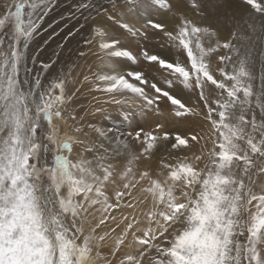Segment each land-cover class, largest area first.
Instances as JSON below:
<instances>
[{"label": "snow or ice", "instance_id": "1", "mask_svg": "<svg viewBox=\"0 0 264 264\" xmlns=\"http://www.w3.org/2000/svg\"><path fill=\"white\" fill-rule=\"evenodd\" d=\"M242 3L244 16L223 11L225 0H115L112 12L100 6L126 34L153 30L180 54L172 61L142 52L167 73V88L141 71L112 66L113 58L135 63L137 56L105 23L94 20L85 40L99 62L89 69L95 91L112 103H127L131 96L142 110L158 113L164 100L173 118L201 116L207 122L211 148L205 143L191 157L175 153L200 144L204 134H173L163 123L128 134L140 145L138 153L121 152L119 144L98 148L67 134L60 139L54 119H64L72 99L68 80L57 75L47 84L39 76L30 81L26 67V50L51 0L0 3V264H144L146 258L149 264H264V80L259 90L254 84L255 57L264 56V0ZM117 7L123 17L115 14ZM78 8L93 6L80 0ZM153 12L169 16L173 26ZM131 16L142 23H128ZM177 86L198 93L203 107L185 104L172 91ZM161 142L170 145L168 159L175 162L137 171L135 162L150 158ZM74 145L82 149L75 156ZM122 156L127 163L120 170L112 160ZM123 208L132 215L122 216L123 231L105 256L101 249L110 232L97 229ZM89 214L99 220L85 228ZM123 245L131 250L118 255Z\"/></svg>", "mask_w": 264, "mask_h": 264}, {"label": "bare ground", "instance_id": "2", "mask_svg": "<svg viewBox=\"0 0 264 264\" xmlns=\"http://www.w3.org/2000/svg\"><path fill=\"white\" fill-rule=\"evenodd\" d=\"M51 0L54 7L49 8L47 16L41 21V27L37 34L34 35L33 40L30 42L29 48L26 50V67L30 69L27 73V78L31 81L34 77L39 76L42 83L47 84L49 80L54 79L57 75H65L68 83L66 85V93L72 96L70 101L66 102L63 109L64 119L62 122L66 124V133L73 137L78 136L81 140L91 141L99 148L101 145L103 148H115L120 145L121 152L138 153L140 145L135 141V146L131 148L132 151L124 149L123 143L119 138L123 136L122 132L126 134L134 133L139 128H143L145 131H149L155 128V122L151 121V116L154 117L153 110H142L140 105L141 101L131 96L127 97V103H121L119 105L110 101L106 94L95 91L94 83L92 81L89 69L95 71V65L99 62L96 58L95 49L85 44L86 39L91 38L90 26L94 20L101 21L109 26L110 33L116 36L122 45L127 47L130 51L137 56L135 63L126 59L113 58L112 66L116 67L120 71L138 70L144 73L145 77L151 82L155 81L160 86L167 88L165 84V78L167 73L163 72L158 64L147 62L142 55L144 50H147L150 54L157 53L162 57L175 61L182 59L180 54L173 48L168 47L164 43L162 34L155 33L151 30L148 31L146 36L132 37L124 32L120 28L119 24L108 20L107 15L103 14V8H107L109 12H112V5L115 0H86V2L92 4L91 10H85L78 8L80 0ZM3 0H0L2 3ZM122 3V0H121ZM103 6L101 8L100 6ZM96 9L101 12L100 16L96 15ZM247 8L242 3V0H225L223 11L234 13L237 16H244L247 13ZM91 12V18H89ZM115 14L123 17L124 11L119 7L115 9ZM155 16V12L152 13L153 18L163 20L169 25L173 26V21L167 15L158 14ZM86 18L87 22H86ZM130 24L142 23L138 21L136 17H128L127 20ZM215 23V21H213ZM221 39L223 40L228 36L227 28L221 31ZM155 39L160 40L159 49L154 51ZM80 52H84L81 56ZM48 64L50 67L44 69L42 65ZM119 64L130 65L129 68H122ZM215 67V64L213 65ZM25 78V73L23 71ZM84 75H89V81L83 80ZM254 84L257 90H259L261 81L264 80V56L257 55L255 57L254 67ZM178 98L190 107L199 111L203 105L198 100V93H192L188 89H184L182 86H177L172 89ZM74 94V95H73ZM119 98V97H118ZM97 107L103 108L105 111L102 113H96ZM160 108L165 111L166 118H159V123L165 124V131L170 133H182L189 134L191 131L202 132L205 139L200 144H195L187 152H176L179 156H189L193 154L200 155L201 148L206 143V148H211V140L209 139V126L207 122L201 116H189L188 118H176L174 122L166 120L170 119L171 105L162 100L160 102ZM259 115V109L256 110ZM75 115L76 120L73 122L69 117ZM58 122V121H57ZM65 124H60V132H65ZM91 125V127H89ZM175 125L170 130L169 126ZM77 129L79 131L77 132ZM96 129H101L106 135L101 136ZM129 136V135H128ZM61 137V136H60ZM78 151H82L79 145H74L72 155L75 156ZM103 151V149H101ZM172 151L170 145H166L161 142L159 151H155L154 154L148 159H142L135 162V169L137 171L144 170H160L162 161L173 163L174 160H169V153ZM206 151V149H205ZM112 163L120 167L123 170V166L127 163V157L114 158ZM197 167H203L204 162H195ZM179 195V192L177 193ZM141 194L136 193L139 197ZM139 209L136 210V214L139 215ZM131 217L132 211L127 208H123L121 211L114 213L115 218L109 219L104 225L97 229L98 234L110 232L109 238L105 241L104 247L101 249L102 254L108 256L110 249L113 246L114 238L118 236L124 228L122 222V216ZM143 220V217H140ZM99 220V215L89 214L87 222L84 227L87 228L89 224L95 225ZM119 225V227H117ZM145 224H141L140 227H145ZM115 229V231H112ZM129 241L131 237L128 238ZM126 245L121 246L120 253L122 255L125 252L130 251ZM144 264H149L146 258Z\"/></svg>", "mask_w": 264, "mask_h": 264}, {"label": "rangeland", "instance_id": "3", "mask_svg": "<svg viewBox=\"0 0 264 264\" xmlns=\"http://www.w3.org/2000/svg\"><path fill=\"white\" fill-rule=\"evenodd\" d=\"M53 2H55L54 0H53ZM53 2H51V6H50V8L51 7H54V3ZM157 14L155 13V16H156ZM3 31L4 30H0V34H3ZM151 31H153V30H151ZM153 32H155V31H153ZM155 33H157V32H155ZM160 45V40L159 39H155V47H154V51H157L158 49H159V46ZM151 54H157V53H151ZM122 68H129L130 67V65H125V64H119ZM21 79H24V75H23V70L21 71ZM170 112H171V110H170ZM152 118H151V121L153 122H155V124L156 123H159V118H161V117H164V118H166V114H165V111L163 110V109H161L160 108V110H159V112L157 113L156 111H154V117L153 116H151ZM166 120H168V121H172V122H174L175 120H176V118H173V116H171L170 117V119L169 118H167ZM58 121V122H57ZM63 121V119L62 120H55L54 119V123H55V125L60 129V124H65L64 122H62ZM156 126V125H155ZM174 126L175 125H172V126H169L168 127V129L170 128V130L172 129V128H174ZM155 129V128H154ZM67 133H66V124H65V132H60L59 133V138L60 139H63L64 138V136L66 135ZM122 134H123V136H122V138L120 137L119 138V140H121V142L122 143H124V142H127L128 143V145H129V147H128V149L127 150H130V151H132L131 150V148L132 147H134L135 146V140L134 139H132V137L131 136H128V134H126L125 132H122ZM67 135H69V134H67ZM61 136V137H60ZM135 143V144H134ZM51 155V154H50Z\"/></svg>", "mask_w": 264, "mask_h": 264}]
</instances>
